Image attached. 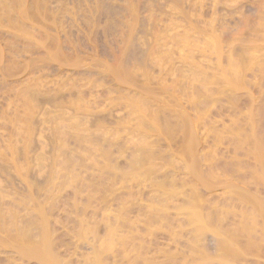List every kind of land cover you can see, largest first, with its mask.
Returning <instances> with one entry per match:
<instances>
[{
	"label": "bare ground",
	"instance_id": "1",
	"mask_svg": "<svg viewBox=\"0 0 264 264\" xmlns=\"http://www.w3.org/2000/svg\"><path fill=\"white\" fill-rule=\"evenodd\" d=\"M113 2L0 0V264H264V0Z\"/></svg>",
	"mask_w": 264,
	"mask_h": 264
},
{
	"label": "rangeland",
	"instance_id": "2",
	"mask_svg": "<svg viewBox=\"0 0 264 264\" xmlns=\"http://www.w3.org/2000/svg\"><path fill=\"white\" fill-rule=\"evenodd\" d=\"M110 1V2H109ZM112 1H117V0H106V2L109 4V5H113L114 4V2L112 3ZM117 8V6H113V10H114V12H116L117 10H115ZM113 10H111V11H113ZM238 16H241V13H239V15ZM75 35L74 36H76L77 35V33H74ZM109 39H112L113 40V37L111 38H109Z\"/></svg>",
	"mask_w": 264,
	"mask_h": 264
}]
</instances>
